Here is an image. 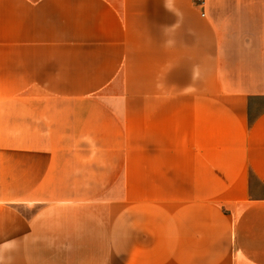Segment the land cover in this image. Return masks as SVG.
<instances>
[{"label":"crops","instance_id":"0c3cea01","mask_svg":"<svg viewBox=\"0 0 264 264\" xmlns=\"http://www.w3.org/2000/svg\"><path fill=\"white\" fill-rule=\"evenodd\" d=\"M0 264H264V0H0Z\"/></svg>","mask_w":264,"mask_h":264},{"label":"rangeland","instance_id":"374dc122","mask_svg":"<svg viewBox=\"0 0 264 264\" xmlns=\"http://www.w3.org/2000/svg\"><path fill=\"white\" fill-rule=\"evenodd\" d=\"M27 103L28 104H31V103H39V104H50V100H48L47 98L45 97H42L41 100H35L34 97H28L27 99ZM46 132V131H45ZM47 146V145H45Z\"/></svg>","mask_w":264,"mask_h":264}]
</instances>
